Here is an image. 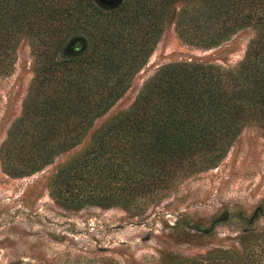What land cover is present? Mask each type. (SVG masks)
Here are the masks:
<instances>
[{
	"label": "trees",
	"instance_id": "1",
	"mask_svg": "<svg viewBox=\"0 0 264 264\" xmlns=\"http://www.w3.org/2000/svg\"><path fill=\"white\" fill-rule=\"evenodd\" d=\"M174 5L177 35L195 47H216L253 27L244 57L233 67L192 60L161 66L127 110L58 167L55 194L79 206L137 205L188 173L216 166L247 124L264 130V0H122L111 10L93 0H0V71L12 67L24 37L38 57L22 113L0 148L4 171L29 175L78 144L129 86V72ZM96 14L91 51L69 54L72 33ZM142 20L143 31L136 27Z\"/></svg>",
	"mask_w": 264,
	"mask_h": 264
},
{
	"label": "rangeland",
	"instance_id": "2",
	"mask_svg": "<svg viewBox=\"0 0 264 264\" xmlns=\"http://www.w3.org/2000/svg\"><path fill=\"white\" fill-rule=\"evenodd\" d=\"M121 2L93 0L103 10ZM177 9L174 5L163 14L155 43L129 72V86L94 119L78 144L24 176L6 173L0 157L1 264H264V130L254 124L241 130L216 166L188 173L137 205L79 206L54 192L52 178L58 167L83 150L105 122L127 110L161 66L192 60L233 67L242 60L255 35L253 27L203 49L178 37ZM95 17L72 33L69 54L91 51L98 40L92 26ZM146 22L136 27L143 31ZM37 58L24 37L12 67L0 71V148L22 113Z\"/></svg>",
	"mask_w": 264,
	"mask_h": 264
}]
</instances>
